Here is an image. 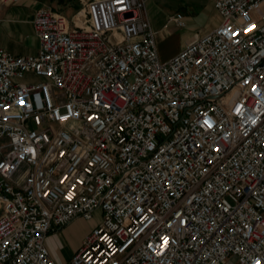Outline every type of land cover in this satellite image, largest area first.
<instances>
[{
  "label": "built area",
  "instance_id": "1",
  "mask_svg": "<svg viewBox=\"0 0 264 264\" xmlns=\"http://www.w3.org/2000/svg\"><path fill=\"white\" fill-rule=\"evenodd\" d=\"M146 4L41 7L38 53L0 48V264H58L96 212L67 264H264V0H215L168 61Z\"/></svg>",
  "mask_w": 264,
  "mask_h": 264
},
{
  "label": "crops",
  "instance_id": "2",
  "mask_svg": "<svg viewBox=\"0 0 264 264\" xmlns=\"http://www.w3.org/2000/svg\"><path fill=\"white\" fill-rule=\"evenodd\" d=\"M89 1L19 0L13 4L0 3V48L18 56L36 55L39 51L33 27L36 11L48 7L54 13L73 19ZM214 3L215 0H147L144 15L156 32L161 60L168 61L181 51L187 41L212 31L222 23ZM177 14L184 17L186 27L183 29L172 22ZM64 229L51 233L46 241L52 258L58 264H67L84 240L82 237L65 253L59 248Z\"/></svg>",
  "mask_w": 264,
  "mask_h": 264
},
{
  "label": "rangeland",
  "instance_id": "3",
  "mask_svg": "<svg viewBox=\"0 0 264 264\" xmlns=\"http://www.w3.org/2000/svg\"><path fill=\"white\" fill-rule=\"evenodd\" d=\"M101 221V213L96 212L91 220L84 218H77L72 223L64 227L62 237L60 238L59 248L63 249L65 253L68 252V248L74 243H77L82 237L86 238L91 233L94 226H98ZM71 259V258H70Z\"/></svg>",
  "mask_w": 264,
  "mask_h": 264
}]
</instances>
